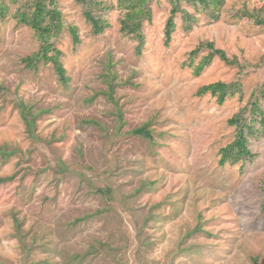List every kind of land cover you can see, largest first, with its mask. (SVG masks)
<instances>
[{"label":"rangeland","instance_id":"obj_1","mask_svg":"<svg viewBox=\"0 0 264 264\" xmlns=\"http://www.w3.org/2000/svg\"><path fill=\"white\" fill-rule=\"evenodd\" d=\"M25 1L0 0V147L11 151L0 154V264H264V133L251 161L218 163L236 135L229 119L250 117L253 93L264 109V27L234 14L264 0H225L218 20L199 13L188 31L178 15L167 45L170 4L152 0L141 54L120 33L117 0L92 9L110 23L99 34L79 0H57L66 83L51 62L26 67L39 41L13 16ZM202 41L237 64L214 57L195 75L188 53ZM217 80L241 92L222 104L196 94ZM143 127L149 136L133 132Z\"/></svg>","mask_w":264,"mask_h":264},{"label":"trees","instance_id":"obj_2","mask_svg":"<svg viewBox=\"0 0 264 264\" xmlns=\"http://www.w3.org/2000/svg\"><path fill=\"white\" fill-rule=\"evenodd\" d=\"M84 6V16L91 24L93 34L101 33L110 23L103 16L95 14L94 7L111 9L113 3H104L103 0H79ZM152 0H117L116 7L122 11L119 19V30L123 35H130L137 42L135 51L141 54L144 45V34L142 25L144 21H151L152 9L150 2ZM170 4L169 14L164 24V43L167 45L171 41L176 28V17L180 15L182 26L185 31L191 30L196 23L199 13H204L211 21L219 19L220 12L224 6L225 0H167ZM57 0H27L20 5L14 18L18 23L29 26L36 34L39 41V48L36 52L26 56L23 60L28 68H35L40 61L51 62L60 83H66L68 77L60 61V51L54 48L52 38L57 36L63 27L62 14L56 6ZM8 12V6L0 3V21L4 20ZM237 17L253 20L257 25L264 27V7L263 5L249 10L243 6L237 9ZM73 44L79 43V37L75 27H70ZM202 49L207 53L202 55L197 64L194 63L195 57ZM214 57L229 64H237L236 58H229L224 50L215 47L212 41H202L198 43L188 53V62L186 65L192 68L195 75H199L207 67ZM241 92L240 84L237 82H225L217 80L204 84L197 89L198 96L209 94L215 97L218 104H222L226 98ZM249 118L246 119L237 113L228 123L236 127L235 138L219 149V165L226 163H236L242 159L251 161L256 153L250 149L251 138H256L259 133H264V109L259 103L258 97L253 93L249 100ZM245 106L241 111H245ZM22 118L24 119L29 131L33 119L29 113L22 108ZM134 133L149 136V132L143 127L133 130ZM11 151H6L0 147V154L6 155ZM12 176L4 177L1 180H8ZM262 194L260 207L264 211V182L260 185Z\"/></svg>","mask_w":264,"mask_h":264}]
</instances>
